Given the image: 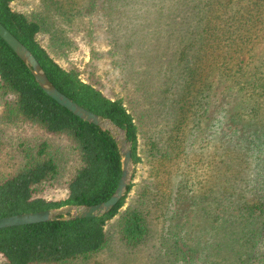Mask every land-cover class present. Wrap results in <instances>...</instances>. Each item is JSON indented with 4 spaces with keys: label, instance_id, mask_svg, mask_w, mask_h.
Here are the masks:
<instances>
[{
    "label": "rangeland",
    "instance_id": "374dc122",
    "mask_svg": "<svg viewBox=\"0 0 264 264\" xmlns=\"http://www.w3.org/2000/svg\"><path fill=\"white\" fill-rule=\"evenodd\" d=\"M204 2L14 0L15 11L43 15L38 39L58 64L123 100L138 126L142 160L133 165L126 205L106 227V247L68 264H246L257 248L253 231L264 215L247 218L238 206L245 199L264 210V147L255 145L264 133V69H256L264 62V23L248 52L224 40L216 52L224 60L214 62L201 45L218 40L199 31L224 23L203 19ZM39 139L66 160L46 189L62 200L76 165L70 144L26 123L0 98V181L27 165ZM128 209L145 220L146 235L135 243L122 235Z\"/></svg>",
    "mask_w": 264,
    "mask_h": 264
},
{
    "label": "trees",
    "instance_id": "16d2710c",
    "mask_svg": "<svg viewBox=\"0 0 264 264\" xmlns=\"http://www.w3.org/2000/svg\"><path fill=\"white\" fill-rule=\"evenodd\" d=\"M13 2L0 0V21L32 51L51 82L62 93L87 110L111 119L124 131L131 145L133 164L138 165L142 160L138 126L123 100L107 97L101 90L84 82L76 70L60 66L38 39L44 31L43 15L31 18L17 12L13 9ZM204 8L209 10H203L207 14L203 19L224 23L209 26V22L199 31L201 38L211 37L207 33H212L218 40L212 44L202 42L201 45L214 62L224 60L220 53L216 54L224 40L228 42L227 48L245 53L253 31L264 23V0H205ZM256 69L257 73L264 69V62ZM261 87L264 88V80ZM0 98L6 102L10 112L26 123L54 139L66 140L70 144L69 152L76 161L65 182V198H48L46 189L57 183L61 166H66V160L60 151L51 152L53 143L48 139H39L34 147L35 156L27 165L0 181V218L67 206H91L111 198L123 168V157L115 138L108 131L76 117L47 96L30 70L1 38ZM256 140L255 145L262 149L264 133ZM132 186H128L121 202L103 216L0 230L2 264H68L99 253L107 245L106 227L126 205ZM228 196L229 200L231 195ZM238 207L247 218L260 213L264 215L260 205L245 199ZM121 225L123 238L128 243L138 242L146 235L145 220L138 211L128 209L124 212ZM253 232L259 239L246 264L263 261L264 258V224Z\"/></svg>",
    "mask_w": 264,
    "mask_h": 264
},
{
    "label": "water",
    "instance_id": "95a60500",
    "mask_svg": "<svg viewBox=\"0 0 264 264\" xmlns=\"http://www.w3.org/2000/svg\"><path fill=\"white\" fill-rule=\"evenodd\" d=\"M0 38L12 49L17 57L30 70L42 91L56 103L70 111L76 117L108 131L120 146L123 157L122 175L118 187L111 198L91 206H67L57 210L22 213L0 218V230L18 226L34 225L46 222L73 221L103 216L113 210L123 199L132 177V149L124 131L111 119L101 117L73 101L62 93L49 79L45 70L32 51L25 46L1 21Z\"/></svg>",
    "mask_w": 264,
    "mask_h": 264
}]
</instances>
